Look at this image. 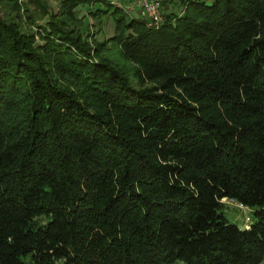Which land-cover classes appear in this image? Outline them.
<instances>
[{"label": "trees", "instance_id": "16d2710c", "mask_svg": "<svg viewBox=\"0 0 264 264\" xmlns=\"http://www.w3.org/2000/svg\"><path fill=\"white\" fill-rule=\"evenodd\" d=\"M162 4L0 0V264L264 262V0Z\"/></svg>", "mask_w": 264, "mask_h": 264}, {"label": "rangeland", "instance_id": "374dc122", "mask_svg": "<svg viewBox=\"0 0 264 264\" xmlns=\"http://www.w3.org/2000/svg\"><path fill=\"white\" fill-rule=\"evenodd\" d=\"M47 1L52 11H56L59 6L60 0H47ZM110 1H112V3L122 6L129 16L144 17V13L141 7H139L138 5L139 0H120L119 2H114L113 0H110ZM168 1L173 2V4L175 5V6H172L173 4L167 5L166 7L169 10H173V11L181 10L182 6H179L178 4L179 0H168ZM164 7L165 6L162 4L161 5L162 20H163ZM86 13H87V9L82 8L80 10L79 16L85 15ZM84 20L85 22L88 23V25H90L89 26L90 31L93 33H96L95 35L99 39L109 37L113 34V31H114L113 22L108 17L102 18V23H101V28H100L101 30L99 29L98 31H96V29L99 28V24L97 23L94 24L93 20L87 17H85ZM222 201L224 202L222 212L224 216L230 222L236 224L240 228H244L245 226H247L248 224H251L254 221V211L256 210L255 207L243 206L229 199L228 200L223 199ZM173 264H182V263L177 261ZM262 264H264V262Z\"/></svg>", "mask_w": 264, "mask_h": 264}, {"label": "built area", "instance_id": "2783aa9c", "mask_svg": "<svg viewBox=\"0 0 264 264\" xmlns=\"http://www.w3.org/2000/svg\"><path fill=\"white\" fill-rule=\"evenodd\" d=\"M113 1L119 2L120 0ZM138 5L144 13V19L149 28H158L162 24L160 0H139Z\"/></svg>", "mask_w": 264, "mask_h": 264}]
</instances>
